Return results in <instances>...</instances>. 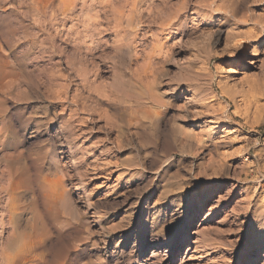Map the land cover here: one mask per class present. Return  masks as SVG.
<instances>
[{"label":"rangeland","instance_id":"obj_1","mask_svg":"<svg viewBox=\"0 0 264 264\" xmlns=\"http://www.w3.org/2000/svg\"><path fill=\"white\" fill-rule=\"evenodd\" d=\"M206 1L0 0V262L264 264V30Z\"/></svg>","mask_w":264,"mask_h":264},{"label":"bare ground","instance_id":"obj_2","mask_svg":"<svg viewBox=\"0 0 264 264\" xmlns=\"http://www.w3.org/2000/svg\"><path fill=\"white\" fill-rule=\"evenodd\" d=\"M199 2V1H198ZM264 2V0H252L251 1V5L252 6H246V0H210V1H206V4L202 3L203 5H198L195 7V10L193 13H195V16H199L201 13L205 11L209 10H213L212 12H217L218 16L222 17L223 19H232L235 22L237 21L238 23H244V24H253L252 28H249L247 30V34L254 38L256 37L259 31V27H261L262 30H264V14H257L254 15V8H256L258 5L262 4ZM195 3V2H194ZM204 6L203 9H201V7ZM135 7V6H134ZM201 12V13H199ZM206 13V12H205ZM260 13V12H259ZM262 13V12H261ZM194 18V17H193ZM152 19V18H151ZM166 23V22H165ZM170 23V22H169ZM167 23L168 26L165 27L167 29L170 28V30L174 27V23ZM147 24V23H146ZM164 24V23H163ZM160 25V24H158ZM177 25V24H176ZM148 28V27H147ZM164 28V29H165ZM176 28V26H175ZM169 30V31H170ZM135 31V30H134ZM165 31V30H164ZM257 34V35H256ZM245 39V38H244ZM233 43L235 46L238 45H243V37L241 35L235 36L233 38ZM141 52V51H140ZM140 52H135L134 54L136 55L135 57H138ZM141 55V54H140ZM152 65V64H151ZM146 66V65H145ZM149 66V65H148ZM147 66V67H148ZM148 69V68H147ZM153 69V70H152ZM150 68V70L148 71L147 76H149L151 78V80L155 79V75L156 72L154 71V68ZM145 71V70H144ZM1 74H5L2 73L0 71ZM147 73V72H146ZM3 77V75H0ZM5 76V75H4ZM4 78V77H3ZM148 78V77H147ZM2 80V79H1ZM142 80V79H141ZM147 81V80H146ZM149 82V81H148ZM221 93L224 95H228L231 99H234V97L225 89L221 90ZM155 112H159L158 110H156ZM153 113V112H152ZM157 114V113H155ZM154 114V115H155ZM213 118L211 119H207L209 122L212 123H216V119L215 114L212 115ZM217 126V125H216ZM215 126V127H216ZM214 126L212 128H215ZM191 130V129H189ZM57 182V181H56ZM3 185V184H2ZM11 186H14L12 184H10ZM19 187V186H18ZM45 187V186H44ZM43 187V189H45ZM59 187V186H58ZM42 188V187H41ZM57 188V187H56ZM11 189H13L11 187ZM10 189V190H11ZM10 190H7V199L6 201V205L3 207V210H5L6 212H8L9 215H11L14 211H17V205L15 204V199H14V194H12L10 192ZM47 193V192H46ZM4 194V195H5ZM56 194V193H55ZM54 194V196H55ZM59 194V193H57ZM56 194V196H57ZM55 196V197H56ZM59 196V195H58ZM57 196V197H58ZM57 199V198H56ZM58 200V199H57ZM28 202V201H27ZM48 204V203H47ZM53 204V203H52ZM54 205V204H53ZM25 206V205H24ZM159 211V210H158ZM4 212V211H3ZM1 213V212H0ZM10 218V217H9ZM15 219V218H14ZM2 219L0 218V224H2ZM9 222V221H8ZM16 224V223H15ZM12 225V224H11ZM107 232V231H106ZM2 235V234H1ZM10 235V234H9ZM1 243V242H0ZM22 244V243H20ZM4 246V245H3ZM16 246V245H15ZM17 250L15 252H13L11 255H8V253L5 255V258L2 257V260L0 262V264H22L23 262H26L25 259H30L31 257V253L32 250L30 248L29 243H24L22 245H19L17 248ZM3 252V251H2ZM248 264H252V262H248Z\"/></svg>","mask_w":264,"mask_h":264}]
</instances>
